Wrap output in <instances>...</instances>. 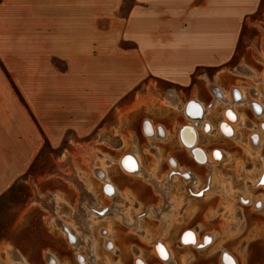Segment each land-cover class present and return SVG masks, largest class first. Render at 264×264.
Wrapping results in <instances>:
<instances>
[{"label": "crops", "instance_id": "0c3cea01", "mask_svg": "<svg viewBox=\"0 0 264 264\" xmlns=\"http://www.w3.org/2000/svg\"><path fill=\"white\" fill-rule=\"evenodd\" d=\"M261 2L0 0V197L15 180L22 178L36 164L45 162L46 157L52 158L56 172L49 176L59 175L57 161L61 159L62 115H68L67 128L77 130V67H92L94 51L102 52L101 61L106 64L109 63L106 57L109 52L131 46L129 49L136 57L133 64L142 65L143 62L149 69L160 64L162 69L157 70L154 76L172 83H185L189 72L184 77L179 76L174 66L192 69L200 66L220 67L245 60L244 57L237 58L240 36L246 18L250 23L248 16L258 10ZM62 65L65 67L63 71ZM83 76L87 82V69ZM62 82L65 83L68 98L69 93L73 92L74 95L73 103L70 100L68 107L65 105V112L62 106ZM185 119L183 121L174 116L163 122L154 121L167 132L163 139L145 140L140 135L139 126L133 129V144L137 149L131 152L138 154L143 171L151 173L154 180L161 183L160 187L157 184L155 187L142 176H128L122 171L118 161L127 151L121 138L113 143L116 151L121 150L119 153L111 152L100 144L101 156L108 154L112 158L106 159L111 170L104 175L114 187L115 193L111 195L107 194L104 184L102 189L99 184L93 189L81 180L82 190H79L60 180H48L45 170H42L44 173L38 176H44V180L37 198L45 206L43 216L53 214L64 223H72L79 233L83 231L75 241L69 242L71 244L62 242L59 248L49 252L56 264H81L74 257L77 252L83 254L79 255L82 264H115L118 261L121 264H134L137 256L142 257L146 264H181L180 258L184 254L170 245L175 243V236L179 242L180 234L188 227L197 229L200 236H212V232L201 230L205 226L203 218L207 213L217 211L218 199L199 208L196 221L190 222L185 218L189 209L187 200L204 198L201 193L192 198H189V194H194L192 190L199 179L204 180L206 165L198 163L180 147V143L177 146L175 141H165L168 135L169 138L172 136L175 123L185 122L181 126L187 124ZM140 128L144 133V126ZM98 138L100 143L112 140L109 139V132H101ZM78 144L84 148L88 142L70 140L65 149L68 153L65 157H68V163L74 170L76 164L81 163L80 157L72 155L77 152V148L72 146ZM145 150L152 152L151 156H147ZM168 155L184 170L186 178L191 177L192 180L188 181L192 184L191 189H186L189 197H186L180 209L177 208L179 212L174 209L176 203L172 201L176 191L172 188L173 180L171 188L167 185V180L171 179L170 166L165 159ZM95 177L91 178L92 183ZM59 199L62 200L60 203ZM48 200L53 202L49 203ZM61 211H66L63 217L59 214ZM218 211L214 220L220 219L223 212L222 209ZM69 212L74 214L69 215ZM175 213H179L182 220L179 225L170 226L167 217ZM95 214L98 216L93 218ZM81 219L85 221L84 226ZM184 232L181 242L186 244L182 241L187 234ZM152 236L155 238L150 241L151 247L161 242L170 250L168 263L155 257L153 250H148L146 242H143L142 239ZM106 237L113 243L110 250L103 246ZM213 243L214 239L211 245Z\"/></svg>", "mask_w": 264, "mask_h": 264}, {"label": "rangeland", "instance_id": "374dc122", "mask_svg": "<svg viewBox=\"0 0 264 264\" xmlns=\"http://www.w3.org/2000/svg\"><path fill=\"white\" fill-rule=\"evenodd\" d=\"M248 17H250V23L247 22L248 19L246 18L237 49V58L244 57L245 60L242 63L236 62L234 64V62H231L220 67L200 66L192 69L186 66H174L173 69L179 76L184 77L189 72L190 76L185 83H172L154 76L153 74H157V70L162 69L160 64L152 66L150 69L143 62L142 65L136 62L133 64L136 57L129 49L131 46L109 52L106 56L109 63L106 64L101 61L102 52L94 51L92 67L78 66L77 93L75 95L77 130L67 128L69 127L68 115L63 113L61 159L57 161V173L61 176H49L56 174V172L53 168L52 158L46 157L45 162L36 164L22 178L15 180L11 188L0 197V264H17L12 262L8 256V250L10 249L17 251L27 264H47L45 254L59 248L62 242L66 241L68 243L65 236L66 232L56 226L62 221L53 214L43 216L45 206L37 198L39 187L44 180V176L38 175L44 173L42 172L43 169L50 181L60 180L82 190L81 184L83 182L81 180H83L88 187L96 189L99 184L102 189L103 182L96 179L93 171L100 166L108 171L111 168L107 166L108 163L106 162L110 155L104 154V156H101L100 144L111 152L119 153L121 150L116 151L113 148V143L121 138L124 140V150L127 153L136 152L137 147L133 144V129L139 126L142 138L152 140L141 132L140 127H142V122L145 119H152V123L157 126H161V124L154 121L163 122V120H170L174 116L183 121L186 118V123H189V119L183 110L184 104L195 97L203 101L207 107H210L214 98L210 93L211 84L220 87L227 94L234 86L242 87L247 91L250 99L252 98L250 90L253 93L257 90L258 99L264 103V55L262 50L264 41V0H262L258 10ZM241 65L248 67L251 71V77L239 76L233 72L234 68ZM61 69L63 71L65 67L62 65ZM86 69L88 72L87 82H85L83 76ZM79 76H82V78ZM65 91V83L62 82L64 112L67 110L65 105L68 107L70 100L73 103L74 96L71 92L68 98V93H65ZM170 92L177 95L178 109L166 103L165 98ZM228 106V104L221 103L216 110H212L207 115L206 119L215 128L212 134H205L201 128L199 130V147L207 151L214 148L224 151V160L214 166L212 175L213 186L219 190L217 192L210 191V189L209 192L207 191L209 184V169L207 166L204 169V180L199 179L198 184L195 186L196 189L194 188V190H200V192L203 190L206 193L208 192L204 198H195L193 197L196 196L194 194H189L190 197L188 194L186 195V189H191L192 184L186 183L182 177L172 182V188L176 190L172 196L174 198L172 201L174 204L176 203L174 205L176 212H179L177 208L180 209L185 204L186 197H193L192 200H187L189 209L185 214V218H188L190 222H194L199 218L197 217L199 208L210 205L215 199L219 200L217 211L214 213L209 211L203 218L205 226H202L201 230V232H204V230L212 232L214 239L212 245L210 243L201 250L186 249L180 246L176 236L175 243L170 244L172 248L176 247L184 254L180 258L181 264H193L194 262L195 264H221V249L232 252L238 258L239 264H264V187L254 186V182L261 171L264 145L252 151L248 144L253 133H261V139L264 140V133L259 130V124L264 119L254 116L249 106H237L240 113L250 118L249 122L252 126L248 128L238 124L239 138L237 140L226 138L219 135L218 123L223 120V111ZM86 108L87 114H85ZM181 124H185V122L175 123L172 136L170 135L169 138L168 135L165 141L170 139L179 146L180 142H178L177 137L178 130L182 127ZM101 132H109V139L112 140L108 142H104V140V143H100L98 136ZM70 140L76 143L88 142L84 148L80 147L79 144L72 146L77 148V152L72 155H75L76 158L80 157L79 161H81L82 168L84 166L83 169L79 164H76L74 170L68 163V157L67 159L65 157L68 156L65 149ZM145 152L147 156H151L148 150H145ZM189 155L192 157L190 153ZM169 156L165 158L166 162ZM110 159L112 158L110 157ZM93 177H95L94 183L90 181ZM206 178L208 182H206ZM136 179L139 178L136 177ZM238 193L250 195L254 200L261 198L263 207L256 209L253 205L243 206L238 200ZM61 201L59 199L58 203ZM48 202L52 203L53 200H48ZM218 209H222L223 212L220 213V219L214 220V216L220 212ZM74 212L72 213L74 214ZM63 213H66V211H61L60 216L63 217ZM72 213L69 212V215ZM93 216L97 217L98 215ZM167 220L170 222V226L179 225L182 216L175 213L173 216L167 217ZM154 238L152 236L150 239H142L143 242H146L150 251L153 250L150 241ZM106 250L110 249L107 248ZM117 263L121 262L118 261L115 264Z\"/></svg>", "mask_w": 264, "mask_h": 264}, {"label": "bare ground", "instance_id": "6f19581e", "mask_svg": "<svg viewBox=\"0 0 264 264\" xmlns=\"http://www.w3.org/2000/svg\"><path fill=\"white\" fill-rule=\"evenodd\" d=\"M262 50L264 55V41L262 45ZM233 72L239 76L251 77V71L245 65H241L240 67L234 68ZM211 87H212L211 93L214 96V98L211 101L212 105L210 107H207V105L203 101L195 97L191 98L189 101H187L184 104L183 110L187 115V118L189 119V123H187L186 125L180 128L178 138L181 148H183L185 151L190 153L198 163L204 164L208 167L209 184L207 191L210 189V191L213 190L214 192H217L219 189L214 187L212 182V175L214 171L213 168L217 163L224 160V151L219 148H214L211 151H207L199 147L198 141L200 136V132H199L200 128L205 134H212L215 128L213 124L206 119L207 115L211 113L212 110H216L221 103L228 104L229 106L226 107L223 111V120H221L218 123V133L219 135H222L226 138L237 140L239 138V133L237 130L238 124H242L248 128H251L252 126L249 122L250 118L240 113L237 106H244V105L249 106L250 109H252L254 112L256 111L255 116L264 119V103L260 101V99H258L259 95L257 93V90H255V93H253V91L250 90V96L252 97L250 99L247 95V91H245L242 87L239 86L232 87L229 94L225 93L220 87H216L215 85L211 84ZM165 99L167 104L173 106L176 109L179 108L178 98L174 92L168 93ZM187 112L189 114H187ZM145 122L146 124L142 125V127L144 126V129L142 130L147 137H149L150 139L153 138L163 139L164 135L167 132L162 126L154 125L152 121L149 119H145L144 122L142 123ZM259 130L262 133H264V121L259 124ZM261 135H262L261 133H253L251 135L248 144L252 151L257 150L259 146L264 145V140L261 139L262 138ZM216 153H219V156H217ZM167 159H168L167 163L170 166V175H171L170 176L171 179L167 180L168 183L167 185L170 187L171 181L172 180L176 181L180 177H182V179L186 181V183H188L191 177L186 178L185 176L186 173H184V170L178 167L173 157L169 156ZM119 165L122 171L126 175L139 176V177L142 176L147 182L153 184L155 187L156 184L159 187L161 186L160 182L154 180L155 178L151 173L149 174L146 171H145L146 173L143 171L142 167L140 166V158L137 153H127L123 155L119 160ZM105 173H107V170L104 167L100 166L95 169V174L97 175L98 179H100V181L107 186V191H108L107 194L111 195L115 193V190L110 180L107 177H104ZM254 186L264 187V158L262 160L260 174L256 179V181L254 182ZM199 192L200 190H194V189L192 190V193H194V195H197ZM207 193L205 192L203 193V195L205 196ZM238 196H239L238 200L243 206L253 205L255 206L256 209H261L263 207V200L261 198H257L256 200H254L253 198H251L250 195H244L242 193H238ZM93 218L95 217L93 216ZM80 221L81 224L84 226L85 221L83 219H81ZM58 227L61 228L63 232L64 231L66 232L65 236L67 237L68 242L75 241L76 237L80 236V234L81 235L83 234V231H80L79 233V231L76 229L77 227H74L73 225L68 223L60 222ZM107 230L109 233L107 236H109L110 229L108 228ZM186 230L188 231V233L185 234L182 241L184 242L185 238H187L189 242L186 243V245L181 243V237H182V233L185 231L184 230L179 236V242L181 247L204 249L213 240V237L210 234L200 236L197 229L187 228ZM105 243L108 245L111 244L110 249L113 247V243L111 242V239H109L108 237L105 238ZM161 246L163 247V254L160 251ZM152 248L155 257H157L161 261H167V263L168 261H170L171 252L168 249L167 245L161 242H156L152 245ZM45 255H46L47 264H56L54 256L51 253L47 252ZM8 256L12 262H15L17 264H27L25 260L15 250L12 249L8 250ZM165 256L167 258H165ZM220 263L239 264V261L238 258L232 252L226 249H221ZM134 264H146V263L142 257L137 256L134 260Z\"/></svg>", "mask_w": 264, "mask_h": 264}, {"label": "flooded vegetation", "instance_id": "af4514ba", "mask_svg": "<svg viewBox=\"0 0 264 264\" xmlns=\"http://www.w3.org/2000/svg\"><path fill=\"white\" fill-rule=\"evenodd\" d=\"M212 97H213V96H212ZM250 110H251L252 114L255 116L256 111L254 112L252 109H250ZM185 115H186V114H185ZM186 116H187V115H186ZM203 192H204V190L201 191L200 193L203 194ZM102 212H103V211H102ZM184 233H188V231H187V232L185 231ZM68 243H69V242H68ZM181 243H182V242H181ZM69 244H71V243H69ZM179 244H180V242H179ZM182 244H183V243H182ZM107 245H108V244H106L105 241H104V246H105L106 249L111 247V246H110L111 244H109L108 247H107ZM77 253H78V252H77ZM77 253L74 254V257H75V259H76V261H77L78 263H81V264H82L83 262L80 261V260H81V259H80L81 256L79 257V255H83V254H79V253L77 254ZM46 263H47V261H46ZM117 264H118V263H117ZM120 264H121V263H120Z\"/></svg>", "mask_w": 264, "mask_h": 264}, {"label": "snow or ice", "instance_id": "6c2138e0", "mask_svg": "<svg viewBox=\"0 0 264 264\" xmlns=\"http://www.w3.org/2000/svg\"><path fill=\"white\" fill-rule=\"evenodd\" d=\"M216 155L217 156H219V153H216ZM190 235V234H189ZM189 242V240L187 239V238H185V240H184V243H188ZM160 251H161V253L163 254V247L161 246V248H160ZM165 258H167L166 256H165Z\"/></svg>", "mask_w": 264, "mask_h": 264}, {"label": "water", "instance_id": "95a60500", "mask_svg": "<svg viewBox=\"0 0 264 264\" xmlns=\"http://www.w3.org/2000/svg\"><path fill=\"white\" fill-rule=\"evenodd\" d=\"M187 111H188V109H187ZM187 114H189V113L187 112Z\"/></svg>", "mask_w": 264, "mask_h": 264}, {"label": "built area", "instance_id": "2783aa9c", "mask_svg": "<svg viewBox=\"0 0 264 264\" xmlns=\"http://www.w3.org/2000/svg\"><path fill=\"white\" fill-rule=\"evenodd\" d=\"M145 124H146V122H145Z\"/></svg>", "mask_w": 264, "mask_h": 264}]
</instances>
